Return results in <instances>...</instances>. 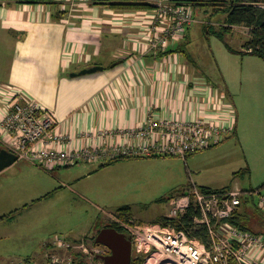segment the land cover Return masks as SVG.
I'll use <instances>...</instances> for the list:
<instances>
[{"label": "crops", "instance_id": "1", "mask_svg": "<svg viewBox=\"0 0 264 264\" xmlns=\"http://www.w3.org/2000/svg\"><path fill=\"white\" fill-rule=\"evenodd\" d=\"M152 11L153 7L117 9L91 0L66 9L60 3L0 0V55L4 49L10 50L4 63L3 55L0 57V88L22 91L52 111L57 131L68 136L64 147L70 149L134 143L137 140L132 133L150 116L194 120L219 109L227 119L235 118L234 128L225 138L238 131L239 116L230 99L235 90L229 75L222 78L223 83L221 78L216 82V72H206L188 50L198 37L197 23L202 24L203 33L205 25L218 28L226 16L212 17L211 9H196L202 20L195 14L196 22L185 35L167 49L153 50L146 40ZM214 17H219L218 22L211 21ZM231 34L226 37L232 39ZM246 38L240 40L239 51L244 52ZM260 62L264 64V59ZM94 65L104 68L71 75ZM6 105L7 101L0 99V109ZM0 147H6L1 133ZM125 160L103 167L46 169L20 158L0 171V264L45 260L60 234L56 230L55 234L36 232V221L28 219L25 210L62 190L83 197L74 185ZM63 168H68V177L56 174ZM43 172L59 185L47 187Z\"/></svg>", "mask_w": 264, "mask_h": 264}, {"label": "built area", "instance_id": "2", "mask_svg": "<svg viewBox=\"0 0 264 264\" xmlns=\"http://www.w3.org/2000/svg\"><path fill=\"white\" fill-rule=\"evenodd\" d=\"M63 9L89 0H54ZM98 1V0H91ZM153 5L151 28L146 40L151 49H167L170 43L185 35L196 22L194 9L180 0H143ZM0 99L7 105L0 109V133L5 148L19 159H29L46 169L71 166L81 161L99 162L118 156H181L220 144L234 128L235 118L227 119L217 109L212 115L184 120L173 116L156 119L150 116L132 133L134 143L106 146L91 145L66 148L68 136L57 131L58 121L52 111L44 108L22 91L12 87L0 88ZM216 109V107H214ZM258 205L264 212V192ZM244 194L240 189L226 192L203 190L194 180L183 194L170 198L169 218H181L192 207L200 210L194 217L196 224L206 225L207 242L191 235L185 228L160 221L148 225L124 224L133 240V252L144 255V264H264V230H244L229 221L240 211ZM54 250L41 263L76 264L75 244L68 237L56 235ZM99 254V253H98ZM97 254V255H98Z\"/></svg>", "mask_w": 264, "mask_h": 264}, {"label": "rangeland", "instance_id": "3", "mask_svg": "<svg viewBox=\"0 0 264 264\" xmlns=\"http://www.w3.org/2000/svg\"><path fill=\"white\" fill-rule=\"evenodd\" d=\"M194 14L198 16L197 20H202V15L195 10ZM218 20L219 17L211 19L212 22ZM196 28L198 37L188 50L206 72H216V82L221 78L223 83L222 78L229 75L235 90L231 91L230 99L236 104L238 131L220 144L194 152L187 158L171 155L127 158L89 178L84 177L80 185H74L83 197L62 190L51 199L25 210L27 218L36 221V232L55 234L56 230L57 234L75 238L70 239L75 244L83 243V247L79 246L74 252L87 264H104L97 254L105 248L95 245L92 238L96 222H116L124 228V224L133 227L157 222L170 211L169 199L185 193L193 180L212 189H240L244 195L256 189L264 192V64L259 56L239 51L240 40L248 36L245 27L236 26L232 39L225 37V40L215 34L202 33L200 23ZM9 53L8 48L2 51L3 63L4 56L8 58ZM101 162L81 161L71 165L70 169L77 165L98 167ZM66 171L68 168H63L56 174L59 176ZM42 177L49 183L47 187L56 183L48 173L43 172ZM253 198L258 202L259 194L254 193ZM125 205L132 208L131 220L116 213ZM240 211L250 212L255 230H264V221L256 223L257 213L251 204L243 203Z\"/></svg>", "mask_w": 264, "mask_h": 264}, {"label": "trees", "instance_id": "4", "mask_svg": "<svg viewBox=\"0 0 264 264\" xmlns=\"http://www.w3.org/2000/svg\"><path fill=\"white\" fill-rule=\"evenodd\" d=\"M31 1L43 2L46 4L59 3L58 1H54V0H31ZM180 1L189 3L195 11L196 9H203V8L207 10L211 9L212 17L218 14H222L226 16L223 23H221L218 28H215V26L212 24L205 25L204 31L207 34H215L225 40L227 34L233 33L235 26L247 27L248 37L246 38L242 46L244 52L255 54L260 58L264 59V0H180ZM96 2L100 4H106L108 6L117 9H138V8L153 7L152 4L143 0H98ZM201 6L204 7L202 8ZM230 48L233 51H236L234 48L232 47ZM131 157H135V156H118L111 159L110 161L101 163V167ZM201 188L203 190L218 191V192L228 191V189L219 190V189H212L206 187H201ZM257 190H260V193L262 192L261 189L250 191L248 195H244L243 203L244 204L248 203V205L251 204L253 210L255 209V212L257 213L256 223H260L264 221V212L260 209L258 202H255L253 198L254 193ZM116 213L119 214L120 217L125 218L126 220H131V218L133 217V212L130 205L121 206ZM200 214L201 213L199 209L192 207L181 218H169L163 216L159 221L163 224L172 223L178 228H185L190 232L191 235L198 237L203 242H207L209 238V233L206 225L196 224L194 222V217L200 216ZM229 221L244 230L262 231L260 229L255 230V228L253 227V224L255 223H252L253 217L250 214V212L247 211H239L234 216L229 218ZM104 224L108 226H114L118 228V230L128 233L126 228L120 226L116 222L107 221ZM104 224L100 222H96L95 233L93 234L92 237L93 241L95 240V236L98 230ZM76 259H77L76 264H87L86 261L82 258V256H79L78 258L76 256ZM143 260H144V255H139L134 252L132 264H143ZM232 264H237V263L232 262Z\"/></svg>", "mask_w": 264, "mask_h": 264}, {"label": "water", "instance_id": "5", "mask_svg": "<svg viewBox=\"0 0 264 264\" xmlns=\"http://www.w3.org/2000/svg\"><path fill=\"white\" fill-rule=\"evenodd\" d=\"M101 65L86 67L80 71L72 72V76L90 74L102 70ZM19 159L13 151L0 147V171L12 165ZM96 243L104 244L110 249L107 255H97L104 264H132L133 260V240L130 234L118 230L114 226L105 225L96 235Z\"/></svg>", "mask_w": 264, "mask_h": 264}, {"label": "flooded vegetation", "instance_id": "6", "mask_svg": "<svg viewBox=\"0 0 264 264\" xmlns=\"http://www.w3.org/2000/svg\"><path fill=\"white\" fill-rule=\"evenodd\" d=\"M105 223V222H104ZM103 223V224H104ZM105 226V224L104 225H102V227H104ZM102 227H100V229L102 228ZM99 229V230H100ZM98 230V231H99ZM98 233V232H97ZM97 235V234H96ZM94 244L95 245H97V246H99V247H104L105 248V251H102L101 253H99L98 255H107V254H109L110 253V249L108 248V247H106L104 244H98V243H96V236H95V240H94ZM99 258V257H98ZM100 259V258H99ZM101 261H103L102 259H100Z\"/></svg>", "mask_w": 264, "mask_h": 264}]
</instances>
